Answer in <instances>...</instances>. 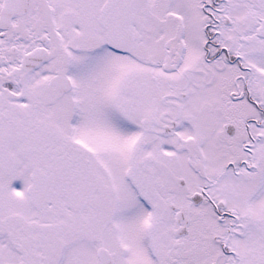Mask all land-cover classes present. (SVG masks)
<instances>
[{
    "label": "snow or ice",
    "instance_id": "snow-or-ice-1",
    "mask_svg": "<svg viewBox=\"0 0 264 264\" xmlns=\"http://www.w3.org/2000/svg\"><path fill=\"white\" fill-rule=\"evenodd\" d=\"M0 264H264V0H0Z\"/></svg>",
    "mask_w": 264,
    "mask_h": 264
}]
</instances>
